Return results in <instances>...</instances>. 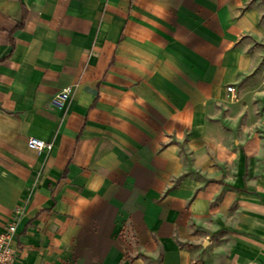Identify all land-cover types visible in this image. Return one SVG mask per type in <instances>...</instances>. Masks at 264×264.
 Masks as SVG:
<instances>
[{"label":"crops","instance_id":"crops-1","mask_svg":"<svg viewBox=\"0 0 264 264\" xmlns=\"http://www.w3.org/2000/svg\"><path fill=\"white\" fill-rule=\"evenodd\" d=\"M9 224L12 264H264V0H0Z\"/></svg>","mask_w":264,"mask_h":264},{"label":"built area","instance_id":"built-area-1","mask_svg":"<svg viewBox=\"0 0 264 264\" xmlns=\"http://www.w3.org/2000/svg\"><path fill=\"white\" fill-rule=\"evenodd\" d=\"M228 93L234 92L230 86L226 88ZM73 93V86H68L59 91L55 97L52 98L51 104L58 109H63L65 103L70 99ZM26 146L29 150L37 153L48 152L51 150L52 145L37 138L30 137L27 139ZM15 224H9L4 231L0 234V264H12L15 260L14 250L11 248V240L15 233Z\"/></svg>","mask_w":264,"mask_h":264}]
</instances>
